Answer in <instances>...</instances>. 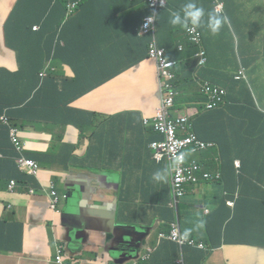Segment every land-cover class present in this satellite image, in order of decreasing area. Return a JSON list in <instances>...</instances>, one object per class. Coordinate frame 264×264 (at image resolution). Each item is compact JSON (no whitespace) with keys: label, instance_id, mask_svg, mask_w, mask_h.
<instances>
[{"label":"crops","instance_id":"0c3cea01","mask_svg":"<svg viewBox=\"0 0 264 264\" xmlns=\"http://www.w3.org/2000/svg\"><path fill=\"white\" fill-rule=\"evenodd\" d=\"M6 1L0 0V10L3 9L0 37L5 18L15 2ZM21 1L17 5L21 9L14 12L6 24V30L13 29L9 35L14 41L19 38L24 18L14 25L11 22L13 18H20L21 10L25 12L30 4L27 0L23 10ZM76 1L80 4L77 13L59 26L60 15L56 16L47 36L54 38L55 55L42 69L46 75H39L42 70L37 74L39 81L49 76L54 78L57 92L47 95L38 90L31 94L39 95L33 100L27 92L36 81V67H27L22 71L23 78L16 80L14 74L21 66L15 61L0 64V99L4 101L0 110V160L4 167L11 151L10 137L20 129L25 142L24 154L39 163L30 183L34 193H28L23 184H18L13 192L0 190V264H57V247L61 243L66 247L65 260L75 262L78 259L80 264H87L110 239L136 238L133 229L143 225L153 231L146 242L156 250L149 259L140 258L130 264H182L183 259L175 260L173 249L171 252L165 249L164 244L169 240L159 242L158 239L160 232L169 231L174 217L170 208L174 171L166 183L152 179L156 170L172 161L167 157L161 162L154 159L150 144L160 136L144 123L155 117L161 101L159 64L150 54L151 45L154 43L162 50L169 61L191 59L192 66L198 64L194 55L201 50L206 67L198 74L212 82L231 86V98L253 105L264 115V0H196L206 13L215 10L217 1L222 2V15L230 20V24L223 26L215 36L206 28H199L201 46L189 40L185 29L169 23L171 13L180 11L187 0H167L165 6L157 9L155 39L151 33L136 34L140 22L149 14L144 0ZM43 2L33 0L34 10L27 17L28 23L39 25L40 14L47 3ZM142 7L146 10H140ZM113 18L116 21H112ZM144 37L150 39L147 56L143 50ZM242 70L241 79L245 80L234 88L233 78ZM175 72L179 77L180 66ZM104 80L107 82L103 83ZM67 81L69 83L65 84ZM235 82L239 81L235 79ZM95 86L98 87L93 91H87ZM137 87L141 90L136 91V97L125 95L122 98V93H130ZM186 89L188 98L201 100L195 85L187 84ZM107 98H112L119 107L108 108L100 102ZM130 100L140 102L141 106L133 107ZM49 101L59 102L60 106L41 111L40 104ZM198 105L191 109L188 106L179 108L176 113H191L196 120L203 110ZM233 113L234 117L242 119L251 116L246 107H235ZM40 116L48 123L69 127L67 138L45 141L33 126L41 120ZM77 122L84 127L78 128ZM206 123L215 124V117L207 118ZM262 123L256 127L248 123L241 130L234 127L233 153L225 167L226 175L232 179L229 184H236L237 176L231 164L234 158L239 159L234 157L237 149L254 148L264 156V121ZM202 126L213 129L205 122ZM198 155H191L190 159L202 160L204 156ZM259 162L264 165V161ZM89 171L99 176L92 178L90 193L82 197L73 186L83 187L82 176ZM80 172L83 174L79 177ZM100 174L108 178L109 185H102L104 177ZM74 178L78 180H69ZM52 182L60 196L56 208H52ZM246 191L248 195L241 199L228 198L237 204L236 208H230L221 184L202 182L187 188L188 198L183 199L179 208L182 230L197 241L216 247L206 250L196 264H264V215L259 209L264 206V195L258 193V198L253 199L251 196L257 192L251 188ZM78 199H85L91 208L86 216L92 230L65 225V221L68 222L65 210ZM203 236L207 238H196ZM134 240L136 244L140 242ZM172 244L180 247L176 242ZM146 249L141 251V256ZM194 258L189 251L187 264H192Z\"/></svg>","mask_w":264,"mask_h":264},{"label":"clouds","instance_id":"9594fccd","mask_svg":"<svg viewBox=\"0 0 264 264\" xmlns=\"http://www.w3.org/2000/svg\"><path fill=\"white\" fill-rule=\"evenodd\" d=\"M19 1L20 0H15V2L13 4L14 6H12L11 10L7 14L5 21H4V24H3V33H4L5 23H6L7 19L9 18V16H10V19H12V16L15 12V8H17ZM130 1L133 2L135 0H130ZM144 2L150 8H156V9L166 5L165 0H160V3H161L160 7H153L151 0H144ZM72 3H77V4L71 12L69 11V7L67 8V14L64 18L63 23L65 22V20L67 18L71 17L75 12L77 13V11L80 7L79 1L74 0ZM166 3H167V0H166ZM215 6H216V4H215ZM223 13H224V11L222 13H219L216 10H212V11H209L206 13L204 8L197 4L196 0H187V2L182 6V9L180 11H174L171 13L169 23L172 26H179L188 32H194L197 29L204 27L207 29V31L211 35L215 36L220 32V30L223 26L230 24L229 18L226 15H222ZM145 18H143L140 26L136 29V31H139L142 26L144 28H148L154 20L156 23L157 15H156V13H152V14L146 16ZM10 19L8 20V22L10 21ZM8 22H7V24H8ZM32 29L35 31V30H38L39 27L34 25ZM21 30L22 29L19 30L20 32L18 31V34H19V36L22 35L24 37V32H22ZM194 57L198 59V62H197L198 64L196 66H194V70L191 73H189V71L186 69L187 60H180V61H175V62L172 61L175 64V66L171 69V71L176 76L173 81L177 80L178 78L182 77L183 75H187V76L191 75L190 77L192 79H197V77L199 76L198 73L203 68L206 67L204 65L206 60H205V62H200V61H201V59H206V58L204 56V53L201 50H199L194 55ZM179 66H180L181 74L178 77V74L175 72V68L179 67ZM39 75L41 77H44L46 75V71L42 70L41 72H39ZM158 81H159V73H158ZM173 81H171L170 84ZM207 83H208V85H207ZM199 84L203 88V92L207 93V96H201V100L198 101V104H199L198 106L201 107L203 110H202L201 114L196 118V120H195V118L191 117L189 114H177L176 113L177 109H179V107L177 106L178 93L175 90H173V87L171 85L172 91H174L173 93H174V97H175V106L173 109V113L176 116L177 115H184V116L189 117V119L191 121V124L189 125L190 126V132H191V134L195 135V139H192L189 143L185 144L179 150L177 156H174V154H172L171 152H167V151L161 152L163 157L160 161H157L155 156H154V159L157 162H161L166 157L172 161L170 164L166 165L164 168L158 169L152 174L153 181H155L157 183H166L169 176L171 175V173L174 170H176L178 167H182V168L192 167L193 175L197 178V182L191 183L189 186H187V188L190 186L196 187V186L200 185L202 182H207V183H211V184H215V183L222 184V182H225L224 181V172H225V167L227 166V164H226L227 161H225L223 158L222 149H221L220 144L217 141L211 139V138H215V131L211 128H205L201 125V126H198V128H199V132H198L197 127H196L197 126L196 123H197V119L202 114H208L211 112L219 111V109L224 108L228 104L229 100H233L234 98H231V96H229V93H230V86L229 85H223V84H220L217 82H212L210 80L199 81ZM159 85H160V83H159ZM219 86L225 89V95L221 99L217 98L216 93H215V91L217 89H219ZM160 87H161V85H160ZM161 91H162V88L160 89V97L162 99ZM231 93H232V90H231ZM38 96L39 95H35L33 97V100L36 99L35 97H38ZM49 102H52V101H49ZM45 103H47V102H45ZM40 106H41V111H49V110L55 109V108H47V106H44V104H40ZM59 106H60V104H59ZM160 106H161V101H160ZM39 118L43 119L44 116H40ZM254 120L256 121L257 126H261L263 124L262 121H264V115L259 113L257 111V109H256V115L254 116ZM32 122H34V121H32ZM247 122L250 123L251 126L256 127V125L254 124V122L252 120L248 119ZM144 123H145V126L151 128L156 135L160 136V138L156 137L155 138L156 141H153L150 144V148L153 151V154L155 155V153L157 152V149L154 147V145L157 144V146H159L160 144L165 143L166 142V133L159 130L156 127V115L152 120L146 119L144 121ZM247 124H246V126H247ZM245 127H243V128H245ZM10 143H11L12 150L15 153V155L14 156H7L6 159L13 160L18 171L21 174H26L28 177L32 178V175L36 174L37 171L36 172H30L29 169L23 168L19 162V160L22 157L24 159H27V160H35V159L30 158L24 154L25 142L21 138L20 129L11 135ZM195 154H199L198 156H204V157L202 160H198V159L197 160H191L190 159L191 155H195ZM230 156H231V154H230ZM259 161H264V156H261L260 153H254L253 156L251 157L250 162H249V166H251L253 168H258V167L262 166L263 164H260L261 162H259ZM36 162L39 166L38 161H36ZM242 165H243V162L239 159L238 160L234 159L232 161V164H231V168H232L234 174L237 176L236 183H238V184L241 183V177L243 176V174L241 172ZM225 175H226V173H225ZM30 183L31 182H22V183L16 182L15 180L11 179V181L8 183L6 189H8L10 192H13L16 190V187L18 186V184H23V185L27 186V192L28 193H30V190H34V192H35V189L32 188ZM235 185H231V186H235ZM245 187H246V189L251 188L255 192H257V195L251 196L253 199L258 198V193H261L264 195V191L262 189H260L258 187V185H257V187H255L253 185L245 183ZM6 189H1V190H6ZM246 189H245V191H243L245 194H247ZM34 192H31V193H34ZM224 192L226 194H228L227 191H224ZM233 196L235 198L241 199L242 192L240 193V191L237 190L233 194ZM51 199H52V197H51ZM59 202H60V196H59ZM183 202H184V200H183ZM183 202H182V204H183ZM175 223L179 224L180 230L184 235L191 237V235H187V233L185 234L184 231L182 230V227H181L182 226V214L179 211V213H177V214L174 213V217H173V220L170 224L169 231L168 232H164V231L160 232V233H165L166 238H160V233H159V236H158L159 242L162 240H169L171 242H174V241L168 239V236L171 234V232L173 230V224H175ZM200 224L201 225L203 224L202 220L200 221ZM117 242H120V240L116 241L114 239V237L112 239H110V241L106 242L105 246H103L102 248H100L98 250L96 255H94L93 258L87 262V264H102L104 261H105V264H130L131 261H138L140 258H143L144 260L149 259V257L147 256V253H149L150 249L152 250L151 254L153 252H155V250H156V247H155V249L148 247V244L145 240L146 245L143 246L141 244V246L135 250L136 253L127 257V259H126L125 256L124 257L120 256ZM211 246H213V245H211ZM60 247L63 249V255L61 256L63 263H65V264H67V263L80 264L81 263V261L78 259H76L75 262L69 261L68 259H66V260L64 259V253L66 252V247H65L64 243L59 244V246L57 247L58 256H59V248ZM183 247H180L181 252H182ZM189 247H193V246H189ZM213 247H214V249L216 248L215 246H213ZM127 248L129 250L135 249L134 247H128V246H127ZM193 248H195V247H193ZM143 249H146V253L141 256V251ZM201 250L206 251L204 249H201ZM122 256H123V254H122ZM181 259H183V257H181ZM122 260H125V261H122ZM57 264H61V263L57 262Z\"/></svg>","mask_w":264,"mask_h":264},{"label":"trees","instance_id":"16d2710c","mask_svg":"<svg viewBox=\"0 0 264 264\" xmlns=\"http://www.w3.org/2000/svg\"><path fill=\"white\" fill-rule=\"evenodd\" d=\"M73 1L74 0H44L43 4L46 2L47 3H46L44 11H42L40 14V23L39 25H36L39 27V29L34 31L32 29L34 24L28 23L27 21V17L34 10L33 0H30V4H33V6L31 8H29L28 6L25 12L21 10V13H22L21 17L13 18L11 22V25H14L18 19L20 21L21 19L24 18L23 25H22L23 27L21 28L22 29L21 31L24 32V37L20 35L19 38L15 41L9 35L10 31H13V29L7 28L6 30V24L8 20L10 19V16L5 23L4 33H2V36L0 37L1 38L0 40V46H1L0 64L5 63V62H10V61H15L19 67L21 66V69L19 68L18 71H16L14 74V77L16 80H21L23 78L22 71H24L27 67H29L30 69L36 67V81L32 85V87L29 89V91L27 92L28 96H31L33 92L34 93L38 92V90L40 92L45 91V94L47 95H49L50 92H57L58 84L55 82L54 78L49 76L39 81V78H37V74L39 71H41L45 67L49 59L53 55H55L54 38L47 37L50 32L51 27L53 26V22L56 16L60 15L58 26L63 23L64 18L67 14L68 5L72 3ZM146 8H148L149 10L148 15L152 13H156L157 11L156 8H150L148 5H146ZM146 8L142 7L140 8V10H146ZM150 11L152 13H150ZM112 21H116V19L113 18ZM120 23L123 24V21ZM58 29L59 28H56L55 31H58ZM138 33L139 31H136V34ZM142 39H144V45H143L144 55L147 56L150 39L148 37H144ZM191 63H194L191 61V59L187 60L186 69L189 71V73H191L194 70V66H192ZM49 71L50 70L48 69V72ZM239 73L240 72H238L236 77L233 78L232 84H235L234 88L239 87L241 84V81L245 80V79H241L242 76L240 77ZM190 76L191 75L185 78L180 77L171 83L173 90H175L178 93L177 106L179 108L188 106L191 109L192 107H195L198 103L194 99L191 100L190 98L186 96L187 84L195 85L198 89L199 96H207V93L203 92V88L199 84V81H202V80L204 81L208 79L203 78L200 75L197 77V79H192ZM229 79H231V77ZM235 79L239 82H235ZM106 82L107 81L104 80L103 83H106ZM68 83L69 81H67L65 84H68ZM182 84H185L184 90L182 89ZM97 87L98 86L90 87L87 91L91 92ZM232 94L234 95L233 89H232ZM34 96L35 95H32L31 98L33 99ZM3 104H4V101L0 99V110ZM44 106H47V108L56 109L59 106V102H56V101L47 102V103H44ZM235 107H246L250 109L251 116L249 118L244 116L243 119L242 117H239L236 115L234 117L233 109ZM189 115L192 117L191 113H189ZM255 115H256V108L253 105L245 104V103L240 102L239 100L233 99V100H229L228 104L224 108L219 109V111L211 112L208 114H202L197 119L196 127L199 132L198 126H201L202 123L205 122L206 125L214 129L215 138H211V139L217 141L220 144L221 149H222L223 158L226 161L228 157L230 156V154L233 153L232 145H233L234 127L236 126L239 130H241L248 123L247 122L248 119L252 120L254 124L257 126V123L254 120ZM211 116L215 117V121H216L215 124L206 123V119ZM218 123H221L222 125L219 126ZM77 126L78 128L84 127V125L79 122H77ZM257 151L258 150L254 148H250V147L236 150L234 157L241 159V161L243 162L242 170H241L243 176L241 177L240 184L236 183L235 186H231L229 183L232 182V179L230 176L225 175V172H224L225 182H222L221 186L223 187L224 191L228 192V194L224 192V196L226 198V204L230 208H234V207L236 208L237 204L235 203L236 205H234L233 207L229 206L228 198H234L233 194L237 190H239L240 193L242 192V196H244L245 193L243 191H245L246 189L245 183H248L255 187H257L258 185V187L264 191V165L258 168H253L249 166L251 157ZM14 155L15 153L13 152L12 146H11V151H10L9 156H14ZM11 179L15 180L16 182H21V183L31 182L32 180V178L28 177L26 174H21L18 171L13 160L6 159L4 167H3L2 161L0 160V190L6 189ZM263 205H264V199H263ZM259 209L263 211V215H264V206L259 207ZM164 245L167 251L171 252V249L175 251V254H174L175 260L183 257L184 261L182 262V264H187L186 258H187V253L189 251L191 252L194 251V253H197L200 259L203 253H205V251L200 250V248H197V247L193 248L189 246L183 247L182 252H181L180 247L178 246L176 247L175 245L172 244L171 241L166 242ZM206 254L208 255L207 252Z\"/></svg>","mask_w":264,"mask_h":264},{"label":"built area","instance_id":"2783aa9c","mask_svg":"<svg viewBox=\"0 0 264 264\" xmlns=\"http://www.w3.org/2000/svg\"><path fill=\"white\" fill-rule=\"evenodd\" d=\"M153 7H160V0H151ZM77 3H70L68 5L69 11L71 12ZM166 4V0H165ZM215 10L219 13L224 11V4L217 1ZM146 19V18H145ZM145 22V21H144ZM144 25V24H143ZM149 34L155 39V20L148 28H144L143 26L139 30V34ZM186 34L189 40L197 45L201 46V38L202 34L199 29L194 32L186 31ZM151 56L157 61L159 64V83L161 85V106L156 114V127L166 133V142L154 147L157 149L155 153V158L157 161H160L163 157L162 151L171 152L174 156L178 155L179 150L187 143H189L192 139H195V135L190 132V124L191 121L188 116L184 115H174L173 109L175 106V97L174 91H172V87L170 82L175 79V74L171 71V69L175 66L172 61H169L165 58L162 50L158 49L156 45L153 43L151 45L150 50ZM206 59H201L200 62H205ZM240 77L244 75V71H240ZM208 85V83H207ZM217 98L221 99L225 95V89L219 86V89L215 91ZM219 105V104H218ZM211 107V106H210ZM18 144V143H17ZM159 148V149H158ZM20 165L23 168L29 169L30 172H36L39 168L37 162L35 160H27L23 157L19 160ZM174 176L171 181V190H172V200L170 203V208L173 209L174 213H179V208L182 205L183 198L187 194V186L191 183H196L197 178L193 175L192 167L190 168H182L178 167L173 172ZM51 197H52V208H56L59 203V196L55 190V184L52 182L50 184ZM30 192H34V190H30ZM228 204L233 207L235 203L233 201H228ZM160 238H166L165 233H160ZM168 239L178 243L180 247L185 245L197 247L204 250H213L214 247L208 245L202 241H197L195 238L188 237L184 235L179 227L178 223L173 224V230L171 234L168 236ZM197 244V246H196ZM151 249L147 256L150 257ZM63 255V249L59 248V256L58 262L63 263L61 256ZM70 264V263H67Z\"/></svg>","mask_w":264,"mask_h":264},{"label":"rangeland","instance_id":"374dc122","mask_svg":"<svg viewBox=\"0 0 264 264\" xmlns=\"http://www.w3.org/2000/svg\"><path fill=\"white\" fill-rule=\"evenodd\" d=\"M9 0L6 1V3L8 2ZM26 2L27 0H22L21 1V7L23 8V10H25V5H26ZM14 6V5H13ZM33 6V4H30L29 5V8H31ZM21 8H15V12L17 13ZM3 14V9L0 10V17L1 15ZM141 88L140 87H137L136 90L134 91H131L130 93H122V98L126 95V96H131V97H136L138 94L136 91H140ZM133 107L135 108H138L141 106V103L140 102H137V101H132L130 100ZM102 102L106 107L110 108V107H119L117 106V104H115L114 100L112 98H107V99H104ZM122 103H123V99H122ZM33 126L35 127L36 129V132L37 133H41L44 137H45V141H49V142H52L54 139H58L60 138V140L62 138H67L66 137V133L68 132V129L69 127H66L64 125H61V124H53V123H48V121L44 120V119H41V120H37ZM26 130V129H25ZM84 130V129H83ZM83 130H80V132H82ZM61 132V135H59L58 133ZM51 135L52 137L49 138V139H46L47 136ZM54 136V137H53ZM83 174V172H80L79 174V177ZM101 175V174H100ZM94 176H99V174H96L95 171H89L88 173H85L82 177H84V186L83 187H77V186H73V189H76V192L81 195L82 197L83 196H87L89 193H90V188L93 187L92 186V178ZM102 177H104L103 179V182H102V185L103 186H106V185H109V180L108 178H106L105 176L101 175ZM70 181L72 182H76L78 179L74 178V179H69ZM92 191H94V188H92ZM188 197L185 198V200L187 199ZM197 239H200L202 238L203 240H205L207 237L206 236H203V237H196ZM204 242V241H203ZM206 243V242H204ZM207 244V243H206ZM197 246V244H196ZM193 255L195 256L192 264H196L195 261H198L200 259L199 255L197 253H194V251H192ZM135 253H125L123 255V257L125 256L126 259L127 257L133 255ZM121 256V255H120ZM122 257V256H121Z\"/></svg>","mask_w":264,"mask_h":264},{"label":"water","instance_id":"95a60500","mask_svg":"<svg viewBox=\"0 0 264 264\" xmlns=\"http://www.w3.org/2000/svg\"><path fill=\"white\" fill-rule=\"evenodd\" d=\"M74 199V198H73ZM88 208L85 199H78L74 201L73 203L69 204L65 210V216L68 217V222L65 221V225L70 228H77L79 230H83V228L86 230H92L93 227L91 226L90 219L86 216V211ZM115 219V218H113ZM122 228V226H121ZM136 233V238L127 236L126 239L115 238L114 239L118 244L119 248V254L122 256L125 253H136V249L141 246V244L144 246L146 245L145 240L147 237L151 234L152 230L147 228L146 225H143L142 227H136L133 229ZM134 239H139L140 242L135 243L136 241ZM130 240V241H129ZM128 247H134L135 249L129 250ZM123 257V256H122ZM125 261V260H122Z\"/></svg>","mask_w":264,"mask_h":264}]
</instances>
